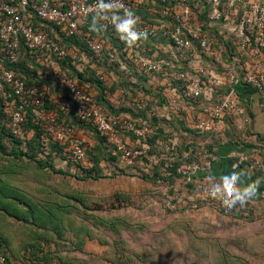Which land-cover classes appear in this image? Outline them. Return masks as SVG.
<instances>
[{"label":"trees","instance_id":"16d2710c","mask_svg":"<svg viewBox=\"0 0 264 264\" xmlns=\"http://www.w3.org/2000/svg\"><path fill=\"white\" fill-rule=\"evenodd\" d=\"M172 0H157L155 3L153 0H143L138 3V6L132 8L137 16L141 19L142 23L161 24L165 19L159 16L153 9V6L164 7ZM192 7L200 18H208L207 14L212 8V4L208 0H190ZM94 18L91 19V23ZM35 24L46 30H51L57 37L60 44L67 48L69 54L65 58H53L57 61L58 65L66 69L70 76L74 77L79 85L89 91L92 100L109 113L111 117L119 118L127 116L141 125H147L151 128L152 132L146 139H142L138 145L146 144L149 147L151 154H158L166 156L168 151L161 142L171 144L173 139L177 140L178 152L176 153V161L169 163L168 160L163 157L160 163H155L153 169L145 173L144 178L157 182L159 177H162V167L167 166L170 175L164 177L171 180L174 183L178 177L175 175L177 167L179 165H187L192 160H197V150L193 141L184 142L182 137L194 136L193 133L206 138H212L209 143L211 149L216 155L220 154V149L224 143L238 141V138L232 137L231 121L240 116L237 113L227 114L224 118V127L220 132H207L195 130L192 127V123L199 116L202 103H208V100L203 98L188 99L185 97L184 88L182 82L176 77V73L179 71H189L191 65L189 61L191 57H186L183 62L178 61L175 57V49L170 47L171 40L169 37H164L160 33L154 36H148L144 40V46L140 48L143 50V54L152 57L155 60H165L169 63L166 66L164 72H146L141 70L138 65L135 64L134 58L129 57V46L120 40L118 34L109 29L100 27L95 20V27L97 31H93L90 27L86 28L89 35L97 36L100 40L105 42V47L98 55L90 50L87 38L76 35L69 36L61 28L56 25L46 22L37 16L33 17ZM172 23V22H171ZM204 33L208 39L213 43L215 50L220 54L223 61H231L234 53H237V48L233 43V39H225L222 32L216 28L208 27L204 28ZM195 47L198 52L201 53L199 60L206 68L220 70V65L216 57H210L201 51V48L195 43ZM115 53L114 58L110 56V52ZM76 54V57H73ZM4 68L12 70L18 77L23 79L29 85H38L44 87V85H51L52 90H56V93L61 96L59 101H53L50 99L48 91V99L46 100L44 107L48 110L53 109L57 112L60 122L71 126L77 133L82 135L87 141V160L85 163L74 166L64 155L67 148L70 146L69 140L65 143H61L58 140L51 138L49 141L44 142V130L42 125L34 118L31 109H28L29 121L26 123V137L20 138L13 136L8 123L11 116V112L18 106L17 97L13 92V89L5 83L4 91L0 93V153L10 154L17 158V160L29 159L35 166L44 171H48L56 174H62L66 176H73L82 178L84 180H99L100 178L111 176L113 174L126 173L130 170L131 166L124 163L121 159V154L117 151L116 146L109 140L108 136L102 134L97 127L88 121H83L77 113L75 101L71 95L70 90L62 84L61 75L49 65V63L39 59V51H32L25 45L23 47L22 58L19 62L10 63L7 61L5 54H1ZM249 59L248 56L244 57ZM264 67V60L262 62ZM247 90V97L250 99L252 93L256 91L255 87L244 83ZM225 85L220 91L224 94L226 91ZM95 90V94L92 91ZM240 94V92L238 91ZM178 96V102L187 105L191 112L188 116L179 112L175 106L171 104L173 97ZM241 96V95H240ZM242 97V96H241ZM243 98V97H242ZM219 96H215L217 101ZM138 101H146L147 105L139 108L137 106ZM58 104H63L66 109L61 110L57 108ZM165 106L169 108L166 112ZM185 132V133H184ZM177 134L182 137L179 138ZM229 136H226V135ZM236 136V135H234ZM226 137L228 139H226ZM133 140L136 138L132 136ZM190 139V138H188ZM235 139V140H234ZM226 141V142H225ZM224 142V143H223ZM27 144L28 151L23 149V145ZM218 147V149H216ZM191 150L189 158L185 159L183 153ZM161 156V157H162ZM221 156V155H220ZM256 160L255 158H252ZM258 159L264 162V149L260 153ZM60 160L67 162V168L60 167ZM145 160V159H144ZM148 164V161L145 160ZM239 161V159H238ZM240 167L245 173L242 178V183L253 182L264 179V170L258 168L254 161L244 162L239 161ZM220 163L227 164V160H222ZM247 165V171L243 170ZM138 166V163L135 165ZM249 167V168H248ZM150 168V167H148ZM111 172L112 174H110ZM249 172V174H248ZM222 175L214 174L211 170L200 171L197 174V178L203 180L204 178L213 177L214 179L220 178ZM208 181H211L208 179ZM191 186H197L196 183H190ZM170 190H173L171 188ZM23 191L15 185L3 184L0 177V194L2 198L7 199L5 202L0 201V205L5 206L7 210H14L17 218L26 219L25 212L30 214L32 220L26 219L28 222L38 226L46 228V232L37 231L34 233L36 240V247L38 249L44 247L41 240L45 241L47 245L51 239L63 240V237L71 231L75 237H77V244L74 245L83 251V245L87 244L85 239L81 238L82 235H86V238H93L103 246L100 236L96 235V230L90 232L89 227L84 225H75L71 228L67 225V220L71 219L74 209L79 210L80 207L74 205L73 201H78L79 205H86V199L88 198L84 191L78 189H69L64 191L61 187L58 190L51 193L49 198H39L32 200L29 195L22 193ZM73 192V193H71ZM264 181L259 185V194L254 198L255 201H250L241 206L237 204L231 210L238 209L241 212L249 211L251 204H257L261 207L264 206ZM59 193V194H58ZM8 202V204H7ZM207 202V201H206ZM259 203V204H258ZM100 208H97V211ZM228 209V208H226ZM90 213V211H89ZM88 213V214H89ZM85 213V221L93 222V229L101 225L109 224L114 227V219H103L97 213ZM80 222V221H79ZM71 229V230H70ZM69 230V231H68ZM87 230V231H86ZM51 232H53L51 234ZM66 233V234H65ZM100 238V240H99ZM92 240V239H88ZM47 247V246H46ZM0 250L4 252L9 259V254L6 247L3 245L0 239ZM92 252H86L88 255L84 260L87 262L93 261L94 255ZM94 256V257H93ZM46 264H55L56 261L59 264H75L70 255H64L59 251L54 252L48 250L44 252L41 257ZM97 258V257H95ZM86 264V263H85Z\"/></svg>","mask_w":264,"mask_h":264},{"label":"built area","instance_id":"2783aa9c","mask_svg":"<svg viewBox=\"0 0 264 264\" xmlns=\"http://www.w3.org/2000/svg\"><path fill=\"white\" fill-rule=\"evenodd\" d=\"M142 1L122 0L130 10ZM153 1L157 2V0ZM111 2L112 0H102V2L101 0H0V93L4 91V85L7 83L13 89L18 101V106L11 112L9 129L13 136L25 138V126L29 121L28 109H31L34 118L44 130V142L51 138L61 143L69 140L70 146L64 153L67 160L74 166L83 164L87 160L88 144L85 138L71 126L60 122L55 110L44 107L49 96L47 89L38 85H29L12 70L4 68L1 54H5L10 63L19 62L25 45L32 51H39V59L49 63L61 75L62 84L70 90L80 118L83 121L92 122L102 134L108 136L121 154L124 163L134 168L144 159L149 163H159L163 157L169 163H174L178 152L177 140L173 139L171 144L161 142L163 147L170 151L167 157L156 158L149 152L148 145H138L152 132L151 128L138 124L127 116L111 117L107 111L95 104L89 91L83 89L78 81L53 58V56L60 59L67 57L69 54L67 48L60 44L51 30L42 29L33 21V17L37 16L61 28L69 36L87 38L90 50L99 55L106 44L97 36L89 35L86 28L95 17L100 27L116 32L110 22L111 13L101 10L104 5ZM208 2L212 4V8L205 20L196 14L190 0H172L167 6L152 7L159 16L170 21L164 20L161 24L142 23L139 27L147 33V37L159 33L169 37L170 47L175 49L174 57L178 61L183 62L186 57H191L190 70L179 71L176 77L182 82L186 98L193 100L201 97L208 100V103H202L199 116L193 121L192 127L199 131L218 133L223 129L227 114H245V106L235 87L239 81L255 87L260 94L264 112V67L262 64L264 60V0H208ZM95 4H97L96 9L93 8ZM207 25L221 31L225 39H233L237 53L231 55L233 57L231 61L221 59L213 43L204 33ZM195 43L205 54L216 57L218 61L216 64L220 65V70L209 69L202 65L199 60L201 53L197 51ZM144 45L142 40L137 46L128 47L129 57L134 58L135 64L141 70L164 72L169 63L165 58L157 61L144 55V51L140 50ZM110 56L114 58L115 53L111 51ZM246 56L249 59H245ZM73 57L75 58L76 54H73ZM225 85L227 89L224 94H221L220 90ZM217 95L219 99L214 101ZM178 99V96L173 97L171 104L179 112L188 116L194 108L190 109L187 105L179 103ZM146 105V101L137 102L139 108ZM57 108L66 109L63 104H58ZM164 109L166 112L169 110L167 106ZM245 120L248 121V118ZM132 136L136 138V143ZM23 149L28 151L27 144L23 145ZM190 153L191 150L185 151L183 157L188 159ZM215 158L216 155L212 154V158L206 159L203 165L196 160H192L188 165H179L175 175L184 183L194 182L198 188L204 190V193H198L197 199L226 208L220 200L212 198L206 191L215 182L208 181V178L201 180L196 177L200 171L209 170ZM241 160L254 161L258 168L264 170V162L259 159L253 160L249 155H244ZM167 168V166L162 167L163 176L159 177L157 182L163 185L167 183L170 186L171 180L164 178L170 175ZM172 206L175 207V203ZM0 264H9L8 256L1 250ZM55 264L59 262L56 261Z\"/></svg>","mask_w":264,"mask_h":264},{"label":"rangeland","instance_id":"374dc122","mask_svg":"<svg viewBox=\"0 0 264 264\" xmlns=\"http://www.w3.org/2000/svg\"><path fill=\"white\" fill-rule=\"evenodd\" d=\"M193 134L177 136L195 143L196 161L203 165L212 154L216 155L209 145L212 138ZM153 166L155 163L142 160L127 170L128 174L84 180L52 174L38 169L29 159L18 161L0 153L3 184L17 186L32 200L49 198L58 187L64 191L78 189L88 195L84 206L73 201L80 209H74L67 225L72 228L76 222L75 225L89 227L90 232L96 230L101 242L107 243L102 251L92 252L100 264H264V206L251 204L249 211L241 212L202 201L196 196L204 190L196 185L176 179L168 186L144 178ZM89 211L103 219H114V227L103 224L93 229V222L84 220ZM67 233L62 241L76 245L75 233ZM81 238L93 242L86 235Z\"/></svg>","mask_w":264,"mask_h":264},{"label":"crops","instance_id":"0c3cea01","mask_svg":"<svg viewBox=\"0 0 264 264\" xmlns=\"http://www.w3.org/2000/svg\"><path fill=\"white\" fill-rule=\"evenodd\" d=\"M44 87L49 93L51 92L50 99L53 101L60 100L61 96L56 93V90H52L51 85H44ZM235 87L237 91L240 92L239 95L243 97H241V99L246 111L245 114L237 116L231 121L233 123L231 124V132L233 135L232 137H241L244 141L223 142L224 144L221 146L222 149H220V154L218 153V155H216V158L211 162L209 168V170L212 169L214 174L217 175L231 173L234 165H238L237 171L242 170L239 162L242 161V156L249 155L251 158L258 159V156L264 149V112L262 110L260 94L254 91L249 99L247 97L246 86L242 81H239ZM92 93L95 94V90L92 91ZM246 118H248V121L245 120ZM226 136L229 135L227 134ZM226 139L228 138L226 137ZM216 149H218V147ZM222 160H227L228 163L225 165L220 163ZM60 167L66 169L68 167L67 162L60 160ZM243 170H248L247 165ZM208 179H210L211 182L220 181V178L214 179L213 177H208ZM263 181L264 179H262L261 182L263 183ZM1 196L0 194L1 202L7 201V199ZM251 201L253 202L255 200L253 199ZM25 215L26 219H29V221L32 220L30 214L25 212ZM26 219L17 218L14 214V210H7L5 206L0 205V239L7 249L11 264H46L41 257L44 252L48 250L54 252L59 251L64 255H70L75 264H100V259L95 257L92 259L93 261L87 262V260H84L88 257L86 252L102 251L103 247L101 243L95 240H93V242L89 241L87 244L83 245L82 249L85 253L81 252L80 248L73 245L69 246L68 243L60 239H56V241L51 239L50 243L47 245L44 240H41L44 247L38 249L36 243H34L36 242L34 233L37 231L46 232V228L38 227L28 222ZM52 233L53 232H51V234Z\"/></svg>","mask_w":264,"mask_h":264},{"label":"clouds","instance_id":"9594fccd","mask_svg":"<svg viewBox=\"0 0 264 264\" xmlns=\"http://www.w3.org/2000/svg\"><path fill=\"white\" fill-rule=\"evenodd\" d=\"M102 2V0H101ZM97 8V4L93 6ZM106 13H111L110 22L113 24L116 33L121 41L127 46L134 47L142 40L147 39V33L140 29L141 19L133 11L128 9L122 0H112L111 3L104 5L101 9ZM123 13L122 15L120 13ZM89 27L93 31L95 27V17ZM238 165L233 166V171L229 174L222 175L219 182L212 183L206 189L208 195L214 199L220 200L222 205L232 209L237 204L241 206L253 200L259 194L260 181L242 183L245 176L243 171H237Z\"/></svg>","mask_w":264,"mask_h":264}]
</instances>
